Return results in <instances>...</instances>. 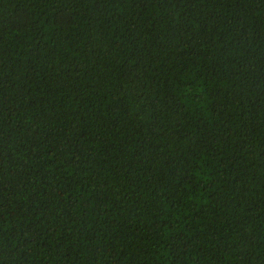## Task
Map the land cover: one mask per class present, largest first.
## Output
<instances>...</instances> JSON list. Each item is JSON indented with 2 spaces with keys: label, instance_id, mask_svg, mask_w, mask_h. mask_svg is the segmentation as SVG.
<instances>
[{
  "label": "trees",
  "instance_id": "trees-1",
  "mask_svg": "<svg viewBox=\"0 0 264 264\" xmlns=\"http://www.w3.org/2000/svg\"><path fill=\"white\" fill-rule=\"evenodd\" d=\"M0 264H264V0H0Z\"/></svg>",
  "mask_w": 264,
  "mask_h": 264
}]
</instances>
